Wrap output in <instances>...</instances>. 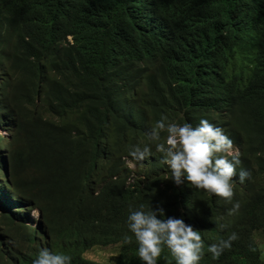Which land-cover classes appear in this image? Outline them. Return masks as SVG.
Masks as SVG:
<instances>
[{"label":"trees","instance_id":"obj_1","mask_svg":"<svg viewBox=\"0 0 264 264\" xmlns=\"http://www.w3.org/2000/svg\"><path fill=\"white\" fill-rule=\"evenodd\" d=\"M161 115L233 140L231 202L174 185L154 146L129 156ZM0 129V264L45 247L71 264H97L85 255L98 247L143 264L127 217L158 204L200 230V264H264V0H0ZM158 264H175L166 247Z\"/></svg>","mask_w":264,"mask_h":264},{"label":"clouds","instance_id":"obj_2","mask_svg":"<svg viewBox=\"0 0 264 264\" xmlns=\"http://www.w3.org/2000/svg\"><path fill=\"white\" fill-rule=\"evenodd\" d=\"M8 135L2 137L7 139L10 136ZM147 135L151 145L137 144L129 149L128 154L134 160L143 161L151 157L154 146L156 152L162 156L160 162L170 170L168 180L174 185L179 187L187 181L194 189L203 190L228 202L233 200L236 169L241 164V158L239 150L223 128L208 119H200L199 123L193 126L189 122L181 124L170 121L168 116L161 115ZM250 177V171L241 169L239 172L241 184ZM239 208L240 203L237 202L229 211V215L237 212ZM32 212L37 217L31 219L30 215L31 225L40 217L39 209ZM127 222L138 244V257L143 264H158L163 247L169 249L175 257V264H200L204 258L205 244L200 230L187 224L182 217L167 216L161 204L156 207L150 205L147 210L144 205L139 209L130 210ZM238 239V234L232 232L227 239H220L208 246L207 252L213 259H218L225 250H230L233 241ZM124 243L131 244L132 238L125 236ZM71 262V256L53 252L46 247L41 248L33 260V264Z\"/></svg>","mask_w":264,"mask_h":264},{"label":"rangeland","instance_id":"obj_3","mask_svg":"<svg viewBox=\"0 0 264 264\" xmlns=\"http://www.w3.org/2000/svg\"><path fill=\"white\" fill-rule=\"evenodd\" d=\"M8 133V132H7ZM6 130L0 129V136H7ZM9 136V135H8ZM3 138V137H2ZM131 171H135L136 168L130 163H126ZM35 213H31V219L36 218ZM116 248L115 247H98L94 248L86 253V257L90 260L95 261L97 264H111L112 258L115 256Z\"/></svg>","mask_w":264,"mask_h":264},{"label":"bare ground","instance_id":"obj_4","mask_svg":"<svg viewBox=\"0 0 264 264\" xmlns=\"http://www.w3.org/2000/svg\"><path fill=\"white\" fill-rule=\"evenodd\" d=\"M10 130V129H9Z\"/></svg>","mask_w":264,"mask_h":264}]
</instances>
